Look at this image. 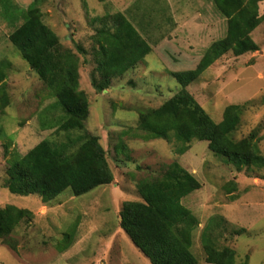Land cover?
<instances>
[{"label":"rangeland","instance_id":"rangeland-1","mask_svg":"<svg viewBox=\"0 0 264 264\" xmlns=\"http://www.w3.org/2000/svg\"><path fill=\"white\" fill-rule=\"evenodd\" d=\"M11 1L21 9L32 3ZM1 11L0 61L8 60L12 67L6 79L10 105L0 112V208L29 210L34 220L21 223L11 236L16 250L0 240V264H150L120 228V213L124 203L142 202L137 190L140 180L160 175L173 162L202 186L182 201L199 221L192 246L199 264H209L201 237L212 218L225 220L223 227L215 228V240L220 248L234 252L236 264H264V169L239 172L211 153L207 142H194L179 156L175 142L142 140L128 131L138 127L141 112L159 108L181 90L170 74L176 69L166 67L163 59L170 57L177 68L193 67L214 42L226 36V19L213 0H48L42 5L43 20L62 45L75 52L76 45H81L86 52L79 55L80 89L90 101L85 133L98 137L114 175L108 186L80 197L67 190L50 203L36 195H13L5 188L15 153L22 157L52 138L54 130H44L41 117L55 100L9 43L13 28ZM118 12L128 16L153 51L97 94L91 85L92 37L97 29L93 19ZM259 13L264 15V1ZM252 37L258 52L225 55L188 92L216 123L223 120L228 106L245 105L235 139L256 131L255 141L264 154V22ZM159 47L162 50L157 51ZM51 114L58 116L61 111ZM120 141L131 150L129 162L116 154ZM232 196L238 199L233 201ZM65 240L71 244L62 252Z\"/></svg>","mask_w":264,"mask_h":264},{"label":"trees","instance_id":"trees-1","mask_svg":"<svg viewBox=\"0 0 264 264\" xmlns=\"http://www.w3.org/2000/svg\"><path fill=\"white\" fill-rule=\"evenodd\" d=\"M47 1L32 0L28 8L21 9L11 0H0L1 16L13 28L9 43L55 100L41 117L42 128L54 130L52 138L43 140L22 157L15 153L5 188L17 196H39L43 203L56 200L67 190L74 197H80L114 180L107 153L98 137L85 133L90 101L80 89L79 55L85 56L86 52L81 45H76L77 52L65 48L45 24L42 5ZM263 1L213 0L226 19V36L214 42L193 67L177 68L170 57L169 61L163 59L166 67L176 69L170 74L181 90L159 108L139 114L138 127L128 130L135 138L175 142V153L179 156L186 154L192 143L207 142L211 153L239 172L264 169V154L255 141L256 131L247 138L235 139L245 105L228 106L223 120L216 123L188 92V87L225 55L232 53L241 57L259 51L252 34L264 22V15L259 13V4ZM93 22L97 29L92 37L95 68L91 85L101 94L113 81L123 78L143 62L153 48L121 12L96 17ZM160 50L159 47L157 51ZM11 67L10 61H0L1 113L10 105L6 79ZM54 110H60L61 115L53 116ZM116 154L123 156L124 162L131 161V150L124 141L116 147ZM201 187L189 171L173 162L160 175L138 182L142 202L124 203L120 228L150 264H199L192 252L193 233L199 221L182 201ZM237 199L238 196L231 197L233 201ZM32 220L34 214L29 210L14 206L0 208V240L16 250L11 236L21 223ZM224 224L223 218H212L203 230L201 242L209 264H236L234 252L220 248L215 240V228ZM65 242L62 252L71 244V241Z\"/></svg>","mask_w":264,"mask_h":264}]
</instances>
